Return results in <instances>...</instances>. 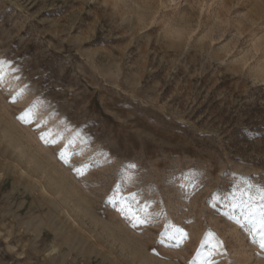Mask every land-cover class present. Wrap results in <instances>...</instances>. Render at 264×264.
I'll return each instance as SVG.
<instances>
[{"label":"rangeland","instance_id":"1","mask_svg":"<svg viewBox=\"0 0 264 264\" xmlns=\"http://www.w3.org/2000/svg\"><path fill=\"white\" fill-rule=\"evenodd\" d=\"M261 208L264 0H0V264H264Z\"/></svg>","mask_w":264,"mask_h":264},{"label":"bare ground","instance_id":"2","mask_svg":"<svg viewBox=\"0 0 264 264\" xmlns=\"http://www.w3.org/2000/svg\"><path fill=\"white\" fill-rule=\"evenodd\" d=\"M16 148H18V146H16ZM20 152L22 153V150ZM27 157H30L29 159L27 158V163L31 165L32 169L30 171H28L27 169H25L23 166L20 165L19 166L20 171L23 174H25V175L29 176L30 178H32L34 180V182H35V185H39L41 187L43 193L51 195L50 191H49V189H48V187H47V185L45 183V180L43 179V178H45V175H42L41 179L39 177H37V175L40 172H42V171L44 172V170H43L44 167H42V165H40L38 163V160H36L35 157H33L31 155H29ZM31 171H33V173L35 172L36 174H33ZM64 210L67 212V210L65 208H64ZM53 250H56V246L55 245L53 246Z\"/></svg>","mask_w":264,"mask_h":264},{"label":"snow or ice","instance_id":"3","mask_svg":"<svg viewBox=\"0 0 264 264\" xmlns=\"http://www.w3.org/2000/svg\"><path fill=\"white\" fill-rule=\"evenodd\" d=\"M40 138H41V140H44V135H41ZM259 218H260V221H259L260 222L259 231L262 232V233H264V208H261V210L259 212ZM253 226L255 227V223L253 224ZM260 246H261V248H264V239H261Z\"/></svg>","mask_w":264,"mask_h":264}]
</instances>
